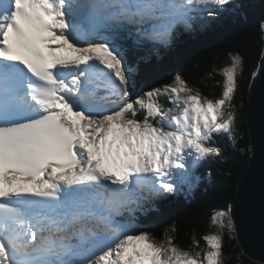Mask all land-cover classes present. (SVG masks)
Listing matches in <instances>:
<instances>
[{
  "label": "trees",
  "instance_id": "16d2710c",
  "mask_svg": "<svg viewBox=\"0 0 264 264\" xmlns=\"http://www.w3.org/2000/svg\"><path fill=\"white\" fill-rule=\"evenodd\" d=\"M221 8L225 10L214 12L205 31L196 30L180 38L174 33L172 39L162 43L103 22L83 25L75 43L83 50L93 45L97 51L105 47L106 57L125 79L120 83L123 94L116 92L108 98L107 110L95 109L99 130H110L125 121L154 129L162 121V129L171 127L163 113L151 114L147 105L152 101L155 108L161 109L174 95L171 87L178 83L187 91L197 92L205 102H225L224 111L229 108L228 112L235 113V121L225 134L210 131L204 138L208 153L188 167L189 181L175 196L155 206L144 202L138 212L123 220L139 232L137 236L142 234L145 241L154 243L162 261L167 255H176L177 264H184L178 262L180 258L208 264L207 240L220 236L222 250L217 264H259L244 255L238 245L230 201L236 195L238 174L251 154L244 109L264 49V0H222ZM98 34L107 39L106 44L96 43ZM231 67H235L232 94ZM176 102H166L167 107H174ZM102 253L87 264H97ZM67 260L69 257L61 258L60 263Z\"/></svg>",
  "mask_w": 264,
  "mask_h": 264
},
{
  "label": "rangeland",
  "instance_id": "374dc122",
  "mask_svg": "<svg viewBox=\"0 0 264 264\" xmlns=\"http://www.w3.org/2000/svg\"><path fill=\"white\" fill-rule=\"evenodd\" d=\"M201 4L202 0L198 2V6L200 7ZM205 5H209L210 9H212L214 6V9L217 10L219 8L218 6H220L219 0H207ZM121 8L124 9L123 6H121ZM97 9L98 6L94 12H96ZM78 23H80V21H77L74 24L75 27H72L71 25L73 24L71 22V18H67V24H65V26L63 25L67 32L62 36V38H55L54 41L55 43L62 45L61 40H64L65 47H67L74 56H79L80 59H82L79 63V69H81L80 75H83V78L85 79L79 77L77 81L78 90L75 89L72 92L71 95L74 96L73 101L70 106H67L68 114L70 113L69 108L73 110V113L71 114L73 120L76 121L81 127L87 129L86 133H88V145L84 148L86 151H91V153L88 154L87 159L82 161V165L89 166L90 168L97 166V170H100L102 167L101 164L98 165L91 160L92 157H96L95 153L97 152V148L99 149L100 153L104 155L101 157V159H106L107 162H113V159L110 155H113L115 150H119L116 154L122 158L125 155L130 154L131 162L130 164H123V169L128 166V168L131 167L135 172L138 171L136 163L137 157L139 160H141V166L144 163H146L145 168L149 167L150 165L154 166L157 161L161 162L160 159L163 158V156L160 154V150H164V152H166L165 154L174 150L179 161H184V156L193 154L192 149H194L196 145L198 149L202 150L199 152L200 155H207L209 146L204 145V138L208 136L210 131H214L213 133L215 134L222 131L221 133L225 134V132L228 131L227 129H229L232 123H234L235 113L228 112L229 108L227 110L225 109L224 111V104L226 105L225 102H205L197 92L187 91L180 85V83H178L175 87H171L170 91L173 92L174 95L173 97H168L167 100H165V105H162L161 109H158L157 107L155 108L152 101H149L147 105L151 111V114H157L160 116V114L163 113V115L167 117L166 120H169L170 125L172 124L171 127H165L166 129H162V121L157 122L156 129L153 128L154 126H138L134 122L125 121L119 125H114L110 130H98L97 127L99 122L97 113L92 112V108L89 109V106H87L88 104H86V102L81 103L82 95L87 94L86 90L88 87L101 88L102 84L105 82L108 83L112 80L110 83H113L118 80L123 83L125 79L122 77V75L118 74L115 68L109 64L107 65V61H105V63L101 61L103 58L106 59L104 56V54L107 53L105 47L101 48V50H104L102 53L101 50L98 52L93 51L96 48L95 45L87 47L84 51L83 49L76 48V44H73L72 46V43L77 39V34L81 31L79 30L80 24ZM200 27L203 28V26ZM95 38L97 44L98 41H104V44H106L107 39L104 40L102 35L98 34V37L95 36ZM104 44L102 43L101 45ZM87 53H90L91 57H88L86 55ZM93 54L96 56H93ZM92 64H97V67H94ZM72 67L77 68L75 64H71L70 68ZM101 67L105 68L101 69ZM93 70H97L99 76V80L97 81L96 85L92 82V80H94ZM229 74V93L232 94V91L235 89V67H231L229 69ZM90 83L91 86H89ZM174 99L177 101L174 104V107L170 106L168 108L167 103L172 102ZM101 102L105 103L107 101ZM227 102L229 101L227 100ZM167 109H170L168 113L166 112ZM225 116L228 117L226 118ZM82 146L83 145H81V148ZM93 150L94 152L92 153ZM125 159H127V157ZM178 160H175L174 166L178 164ZM104 164L106 163H103V165ZM117 171L122 175L123 170ZM123 178L125 179L126 175H123ZM181 179L182 178L178 177V180L181 181ZM173 188L175 187L173 186L172 189ZM102 225H106L105 228L111 229L116 233V235H106L105 238H107V240L101 241L103 243L101 245L102 248L95 247L97 246V243H95L92 245V247L87 248V250H82L81 248L84 247L85 241L87 242V240H85L87 238L84 235L79 239V243L72 242L70 244V246L73 245V249H80L77 250V254H73L74 256L84 255L83 258H86L87 254H90L86 259V261H90L94 258V256L98 255V252H103L102 254H99V256H102V258L99 262H97V264H150V261H154L155 264H177L176 260L178 258L176 255H167L165 256L167 262L162 261L163 257L158 253L159 250L153 246L154 243L149 242L148 240L145 241V239L142 237V234L141 236H137L136 233L139 232H137V230H132L133 227L131 224L118 223L117 221H114L111 216H109L107 220L102 221ZM102 233L105 232L102 231ZM39 238L43 239L41 236ZM89 238L91 239L90 236ZM109 240L112 241L109 242ZM207 241L210 247V253L207 256L206 261L208 264H217L219 262L222 250L221 237L211 236ZM107 245L108 248H106ZM73 249L71 248L70 253L75 252ZM104 251H106L108 254H104ZM26 260L27 261L24 264H32L31 260L35 261V259L29 260L28 258ZM79 262H81V259ZM178 262L184 264H198L196 261H188L186 258H180Z\"/></svg>",
  "mask_w": 264,
  "mask_h": 264
},
{
  "label": "water",
  "instance_id": "95a60500",
  "mask_svg": "<svg viewBox=\"0 0 264 264\" xmlns=\"http://www.w3.org/2000/svg\"><path fill=\"white\" fill-rule=\"evenodd\" d=\"M244 116L251 154L238 174L230 217L244 255L264 264V49L249 86Z\"/></svg>",
  "mask_w": 264,
  "mask_h": 264
},
{
  "label": "bare ground",
  "instance_id": "6f19581e",
  "mask_svg": "<svg viewBox=\"0 0 264 264\" xmlns=\"http://www.w3.org/2000/svg\"><path fill=\"white\" fill-rule=\"evenodd\" d=\"M1 2L2 3H5V0H1ZM83 4H86L89 8H90V13L91 12H94L95 11V9L97 8V6H98V8H99V2H97V0H84L83 1ZM121 4H123V3H121ZM77 6H79V5H77ZM78 7H76L75 8V10L77 9ZM96 14H97V11L95 12ZM209 13H210V11H209ZM209 13H207V15H209ZM76 14H74V16H75ZM72 27H73V25H71ZM125 34V33H124ZM77 116V115H76ZM71 119V117H68V119ZM71 121V120H70ZM73 120V118H72V124H75V127L77 128V126L76 125H79L76 121H74ZM87 139H88V137L84 140V142H86L87 141ZM82 140L83 139H81V142H79V145H78V147H81V145L84 143V142H82ZM88 144L87 143H84V145L82 146V150H81V159H84V158H86V156L89 154V153H91V151H86L85 150V148L84 147H86ZM119 151V150H118ZM118 151H114V154L113 155H110L111 157H113V158H115V156H117L118 154H116ZM94 152V150L92 151V153ZM104 152V151H103ZM109 153V152H108ZM95 154H98V156H96V159H97V161H99L100 159H101V157L102 156H104V155H102L101 153H100V151H99V149L97 148V152L95 153ZM100 155V156H99ZM119 158V157H118ZM125 160H127V159H125ZM126 162V161H125ZM95 171V170H94ZM133 171H131V172H129L128 174H131ZM83 228H85V229H88L89 227H88V225L87 224H85L84 225V227ZM47 232V237L45 238V237H43V236H41V237H43V239H48V243H50V242H52V241H58V240H63V236L64 235H62V234H60V233H58V232H55V231H53V230H51V231H46ZM50 238V239H49ZM45 246V245H44ZM44 246L42 245L40 248H39V250H41V249H43L44 248ZM19 250H22L21 248H19ZM45 250V249H44ZM26 256V254H24V253H21V256L19 257V258H17V261L18 262H23L22 260H23V258ZM8 263L9 264H16L15 263V259L14 258H11L9 261H8ZM69 264H76V263H69Z\"/></svg>",
  "mask_w": 264,
  "mask_h": 264
}]
</instances>
